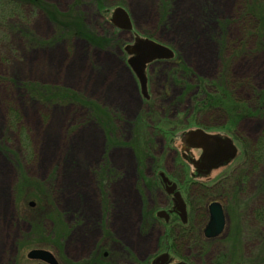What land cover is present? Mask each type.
<instances>
[{
	"label": "rangeland",
	"instance_id": "374dc122",
	"mask_svg": "<svg viewBox=\"0 0 264 264\" xmlns=\"http://www.w3.org/2000/svg\"><path fill=\"white\" fill-rule=\"evenodd\" d=\"M117 6L128 10L133 31L175 50L173 59L148 69L149 104L124 63L133 32L110 22ZM79 25L87 35L74 34ZM261 29L264 0L0 5V264H45L27 257L37 247L55 253L59 264L92 258L148 264L164 250L191 264H226L229 246L242 258L235 264H264V226L255 218V208L264 205V163L239 172L231 185L236 199L221 197L227 226L216 238L203 237L206 251L179 233L171 238L175 224L155 217L168 203L155 170L179 178L192 224L207 222L209 202L223 192L216 188L204 208L196 206L204 199L197 182L213 186L226 168L207 179L192 177L193 165L177 148L182 131L204 127L232 136L237 161L264 134ZM30 86L52 91L34 97ZM210 97L222 108L203 107ZM237 109L247 114L233 119Z\"/></svg>",
	"mask_w": 264,
	"mask_h": 264
},
{
	"label": "water",
	"instance_id": "95a60500",
	"mask_svg": "<svg viewBox=\"0 0 264 264\" xmlns=\"http://www.w3.org/2000/svg\"><path fill=\"white\" fill-rule=\"evenodd\" d=\"M111 21L119 28H132L131 18L124 7L118 6L114 9ZM125 49L131 55L128 59V63L139 80L141 91L145 96H148V79L146 74L147 64L156 59L172 58L174 57L175 52L166 44L151 38L141 37L140 35H137L134 42L127 45ZM181 139L186 144V148L194 147L202 150L199 160L195 162V166L199 168L202 164V167L200 168L204 170V175L209 174L213 169L220 165L227 164L238 154L237 148L232 140L221 134H209L202 129H191L184 131L181 134ZM174 199L175 210L179 213L181 220L185 222L187 220L186 204L179 192L174 194ZM162 214L164 213L159 212V215ZM225 224L226 215L222 203L219 201L211 202L209 204V220L204 228V235L209 238L220 235L225 228ZM28 257L32 259H41L50 264H58L53 253L50 250L43 248L31 249L28 252ZM169 259V254L163 253L155 259L154 263L160 261V264H163ZM174 264L186 263L177 262Z\"/></svg>",
	"mask_w": 264,
	"mask_h": 264
},
{
	"label": "trees",
	"instance_id": "16d2710c",
	"mask_svg": "<svg viewBox=\"0 0 264 264\" xmlns=\"http://www.w3.org/2000/svg\"><path fill=\"white\" fill-rule=\"evenodd\" d=\"M17 2L19 3V1L21 2V0H0V5H3V4H9V3H14V2ZM23 2H25V0H22ZM34 1V0H33ZM3 3V4H2ZM256 13V12H255ZM255 13L253 12V14L255 15ZM247 14H251L249 12H247ZM262 16L261 14H258L256 16V18ZM72 20H75V19H72ZM79 23V22H78ZM79 29H76V30H73L74 31V34H84L82 36H85L87 34H85V31H82L81 30V25H79L78 27ZM261 31L263 32L264 29H261ZM262 38L264 39V32L262 33ZM93 37V36H92ZM96 41V40H95ZM262 44H264V41H262ZM180 72V71H179ZM182 74H186L185 70H182ZM183 75V76H184ZM200 87V89H202L201 86H198ZM29 89L31 90V92L34 94V97H39L40 95L39 94H43L45 92H48L49 91H52L51 89H48V88H41V87H38V86H30ZM203 90V93L204 95L207 94V87H205V89H202ZM35 94H37V96H35ZM260 97L258 98V108H260V110L264 111V94L262 95L261 93H259ZM53 95L50 96V98L52 97ZM65 97V96H63ZM211 97L210 98H205V102L204 104H202L203 107H206V108H222L220 105L216 104L215 102L212 103L213 101H211ZM147 103H151V101H147ZM207 109H204V110H201L202 112H206ZM227 111V109H225ZM264 113V112H263ZM244 114H247V111L246 110H241V109H237V110H234L233 111V119H237V117H242ZM16 115V113L14 114ZM110 125H105V127H107V129H111L109 127ZM109 131V130H108ZM238 159V158H237ZM237 159L235 161H237ZM233 161V163L235 162ZM241 161V162H239ZM250 161V162H249ZM233 163H230L229 165H227L225 168V170L220 173V176L216 179L215 181V184L213 186H207L204 182H197V186L199 187V192L204 195V199H202L200 197V200H201V203H196V206H198L199 208H204L205 204L207 203L208 199L211 195H212V192L215 191L216 188H218L219 190H223L222 194H220L218 197V199H221V197H225L227 196L228 198L229 197H233L234 199H236V195L234 193V190H232V183H236L235 181L239 179V177H241L239 174V172L243 171L245 166H247V164H261V163H264V134L260 137V139L258 140L257 142V146L253 147V149H249V147L247 146L243 152V158L242 160H238L237 161V167H231V165ZM183 170V176H184V179L186 177V168L182 169ZM238 170V172H237ZM191 174V172L189 173ZM191 176L193 177H196L198 179H202V178H206L207 177H204L202 174H199V173H194V174H191ZM153 181V180H152ZM157 182V181H156ZM155 182V183H156ZM157 184V183H156ZM237 184V183H236ZM260 185H263L264 186V179L260 182ZM217 190V189H216ZM199 193V194H200ZM222 200V199H221ZM237 201V200H236ZM195 202V201H194ZM188 205H190V202L188 201ZM226 206V205H225ZM255 218H256V221H257V227H263L264 226V205H261L259 204L258 207L255 208ZM190 216H189V219H188V222L187 223H182L181 220L175 216V219L173 220L174 223H175V226L172 230V234L170 232V237L171 238H175L176 236V233L178 234L179 233V237L181 236V238L185 237L188 242L196 245H200V247H203V249L205 248V251L209 249V244H207L206 241H204L203 239V232H202V229H203V226H201V222L198 224H192V222L190 221ZM165 220V219H164ZM194 225V226H193ZM254 230H256L255 234H260V233H263L262 231L263 230H259V229H256L254 228ZM253 231V229H252ZM254 234V233H253ZM178 237H176L177 239ZM264 241V234L261 235V238L260 240ZM170 247H174V243H169ZM195 245V246H196ZM234 249V248H232ZM232 249H230V246H229V249L227 247V252H225V260L227 259L226 261V264H235L237 261L238 262H242V258L241 257H238L236 256V254H234V251H231ZM239 249V248H238ZM230 250V251H229ZM240 250V249H239ZM257 253V256L255 257L256 259H259V258H262V256L260 255L261 253H263L261 250L260 251H257L255 252ZM249 262L251 263V261L249 260ZM239 264H242V263H239Z\"/></svg>",
	"mask_w": 264,
	"mask_h": 264
},
{
	"label": "flooded vegetation",
	"instance_id": "af4514ba",
	"mask_svg": "<svg viewBox=\"0 0 264 264\" xmlns=\"http://www.w3.org/2000/svg\"><path fill=\"white\" fill-rule=\"evenodd\" d=\"M133 41H134V37H133ZM133 41H131V42H133ZM130 42V43H131ZM128 44V43H127ZM122 53H123V55H124V63L126 64V66H127V59H128V57H129V55L126 53V51L123 49L122 50ZM152 64H150V65H148V67H147V74H148V69H149V67L151 66ZM128 67V66H127ZM129 68V67H128ZM130 70V69H129ZM130 72H131V70H130ZM132 73V72H131ZM132 76H133V79L135 78L134 77V75H133V73H132ZM150 80V79H149ZM134 81H135V85H136V87H137V90L139 89L138 88V84H137V81H136V79H134ZM148 86H150V85H148ZM138 92H139V94L142 96V94L140 93V90H138ZM144 100H146V102L147 101H149L150 100V98L148 99V96L144 99ZM204 128V127H203ZM205 130H207L206 128H204ZM179 150H181V153L183 154V155H188V157H193V155L194 156H196V157H198L199 155H200V153H201V151L200 150H196V149H192L190 152H188V151H185V150H183L182 148H183V144L182 143H180L179 144V146L177 147ZM196 151V152H195ZM199 166V165H198ZM200 167H202V164L200 165ZM199 167V169L198 170H203V169H201ZM198 170L196 169V171H197V173H198ZM162 171H164V170H159V171H157V170H155V177H156V180H157V184H155L156 186H158V188L160 189V190H162V193L166 196V198H167V204H166V206L164 207H162V208H160V209H158V210H161V209H164V210H166V213H167V216H165V217H168V218H166V221H165V223H167V222H170L171 224L173 223V224H175L174 223V221H173V219H175V216H177L178 217V213L175 211V199H174V194H175V192H177V191H179L180 193H181V195L182 196H184L183 195V193H182V191H181V189H180V184H179V178L178 177H176V176H171L170 174H168L166 171H164L165 173H166V175L162 172ZM168 176V177H167ZM154 177V178H155ZM165 177H166V179H165ZM149 185V184H148ZM158 210H156L155 211V214L157 213V211ZM173 221V222H172ZM172 224V225H173ZM103 248V247H102ZM102 250V249H101ZM170 251V250H169ZM168 251V253H169V255H170V259L169 260H167V261H165L163 264H174V263H177V262H185L186 264H191L189 261H187V259H185V258H180V259H177L176 258V255H174V253H173V255L171 254V252H169ZM163 252H159L158 254H155L153 257H151L150 258V260H148V264H160V261H158V263L157 262H155L154 263V259L157 257V256H159L160 254H162ZM54 255H55V253H54ZM100 257L99 258H101V259H105L106 258V255H107V252H103V251H101V253H100ZM172 255V256H171ZM29 260H32V259H29ZM35 261H40V262H43V263H45V264H48V263H46L45 261H42V260H35ZM78 264H101V262H100V259L98 260L97 258H92V259H90V260H82L81 262H77ZM114 263H116V262H114ZM114 263H112V264H114ZM58 264H59V261H58Z\"/></svg>",
	"mask_w": 264,
	"mask_h": 264
}]
</instances>
